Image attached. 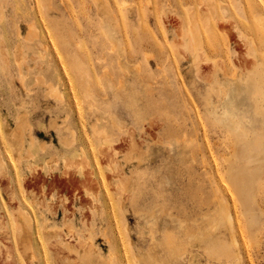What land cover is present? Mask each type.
Here are the masks:
<instances>
[{
	"label": "rangeland",
	"instance_id": "374dc122",
	"mask_svg": "<svg viewBox=\"0 0 264 264\" xmlns=\"http://www.w3.org/2000/svg\"><path fill=\"white\" fill-rule=\"evenodd\" d=\"M262 1L0 0V264H264Z\"/></svg>",
	"mask_w": 264,
	"mask_h": 264
},
{
	"label": "bare ground",
	"instance_id": "6f19581e",
	"mask_svg": "<svg viewBox=\"0 0 264 264\" xmlns=\"http://www.w3.org/2000/svg\"><path fill=\"white\" fill-rule=\"evenodd\" d=\"M262 3L264 4V1H262ZM180 34L183 38H182V41H179L180 42L179 44L184 49L189 48L192 55H195L197 52H199V50L201 49V42H202L201 36L202 35L199 32L198 25L193 17H191V23L186 33V36L188 39L185 41L184 36H183L184 35L183 31ZM257 77L258 76L256 73H251L248 76V81L249 82L256 81ZM242 85L243 87L246 86L244 82ZM225 95L227 96L228 93H225ZM224 115L228 117L229 123L233 125L236 130L237 129L241 130V126L238 123V121L235 119V116L228 114L227 111L224 112ZM231 152H232L231 154H227L226 161L228 162V165L226 166V168H230V170L233 171L234 170L233 166L236 165L237 162H240V164H245L246 168L243 167L240 171L233 174V172L235 171L234 170L231 174L228 175L227 181L230 184V187L234 195L238 198L239 202L245 201L251 197L252 188H253L247 169L254 162L255 163L261 162L264 159V157H259L257 160H255L251 154L249 155L250 150L246 149L239 154V152L235 149V147L232 148ZM228 209L229 208L226 204L220 209L219 211V222L220 223L219 224H222L223 221H226L229 225V228H228L230 230L229 232L233 233L234 232L233 218H232V215L230 214V211H228ZM21 222L23 225L26 226V221L24 217H22ZM54 237L56 239V246L58 250L63 249V246L67 247V245L64 242H62V240L58 237V234H55ZM233 237L235 236L232 234V238ZM191 238H193V241L195 242H206V241H209L210 239H213V234L211 231L201 232L199 230L195 235H192ZM233 239H234V243L237 244L236 242L237 240H235V238ZM80 252L87 255L86 253H84V252H87L86 250H83Z\"/></svg>",
	"mask_w": 264,
	"mask_h": 264
}]
</instances>
